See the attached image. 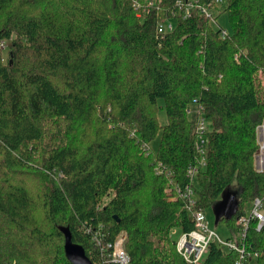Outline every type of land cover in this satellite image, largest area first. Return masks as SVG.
<instances>
[{
  "label": "trees",
  "instance_id": "obj_1",
  "mask_svg": "<svg viewBox=\"0 0 264 264\" xmlns=\"http://www.w3.org/2000/svg\"><path fill=\"white\" fill-rule=\"evenodd\" d=\"M188 1L0 0V264H73L61 227L94 264H120L122 232L127 264H192L188 186L203 211L236 186L228 239L255 199L264 213V0H225L229 32ZM244 235L243 257L211 241L203 264H264V222Z\"/></svg>",
  "mask_w": 264,
  "mask_h": 264
},
{
  "label": "built area",
  "instance_id": "obj_2",
  "mask_svg": "<svg viewBox=\"0 0 264 264\" xmlns=\"http://www.w3.org/2000/svg\"><path fill=\"white\" fill-rule=\"evenodd\" d=\"M225 2V0H213V4ZM179 3H182L181 1ZM198 8L199 11L205 13L207 16L212 17V12L208 9L207 6L201 5L197 0H190L184 4V13L185 15H190L193 9ZM214 8V6L212 7ZM211 13H210V12ZM169 24L167 27L164 25ZM173 25L171 23H164L161 24L159 27V31L163 32L167 29H172ZM223 36L228 34L227 30H223ZM198 126L197 131L199 134L198 140V148L199 152L204 153V145H205V133L209 129V120L205 117L200 116L198 118ZM264 127L261 125L258 128V132ZM261 138H264V135L261 133ZM264 142V141H263ZM264 147V144L262 145ZM258 155V154H257ZM260 156V155H259ZM258 156V158H259ZM264 156V155H263ZM261 158V157H260ZM259 160V159H258ZM260 161V160H259ZM204 162V159L202 160ZM264 163V162H263ZM264 166V165H263ZM191 179L193 180L197 175V168L190 167L188 171ZM183 196L188 198L189 206L191 207L193 212V219L195 221V228L190 232H183L179 235L177 241V250L178 252L184 257L185 261L192 263V264H203V259L205 255L209 251V245L211 241H216L220 245H222L227 251H237L241 254V257L245 254V230L248 226V220L250 217L256 218L259 221V227L262 226L264 222V213L261 210V201L260 199H255L253 202L251 209L247 216H242L239 218L238 223L242 226L241 230L236 234V237L222 240L217 239L216 233L209 228L206 212L201 209H194L196 196L193 193L192 189L188 186L183 191ZM126 234L122 232L118 239L114 241V243L109 244L108 247L111 248V261L120 264H127L130 260V257L125 250L124 243H125ZM118 250V253L115 254V251ZM236 264H240L237 262Z\"/></svg>",
  "mask_w": 264,
  "mask_h": 264
},
{
  "label": "rangeland",
  "instance_id": "obj_3",
  "mask_svg": "<svg viewBox=\"0 0 264 264\" xmlns=\"http://www.w3.org/2000/svg\"><path fill=\"white\" fill-rule=\"evenodd\" d=\"M225 4H226V2H224V1L220 2V3H215L214 8L210 9L211 12H212V17H210V18H211V23L215 27H217V25L219 24L220 26H223L224 28H226L228 30V32H229L230 31V27H229L227 14H223L222 13L223 9H225ZM216 21H217V24H216ZM165 23H171L173 25L174 20L168 19V21H166ZM168 25L169 24H166L164 26L167 27ZM8 45H9V42L2 43L5 59H7V56H8L7 55L8 54V47H9ZM262 80H264V75H263V79ZM189 112H190V116L192 118H194L196 121H198L197 113L199 112V109H198V107L195 104H191L190 105ZM158 116H159V120H160V122L162 124L167 122V115H166V112H165L164 109L159 110ZM209 125H210V123H209ZM261 129L262 130H260L258 132V141H259V144H260L259 152H258V155H256V157H255V163H254L258 169H264V166H263L264 165V163H263L264 162V156H263L264 155V147H262V145L264 144V142H263L264 138L260 137L261 133H262V135H264V127H261ZM158 142H159V137L151 144V146H150L151 149H156V147L158 145ZM258 156H259V158H258ZM234 188H236V186ZM212 207H209L205 211L209 228L217 234L216 235V237L218 236L217 239H222L223 241L227 240L228 238L231 237V232H230V230H229V228L227 226V223L220 222L219 224H215V222H214L215 221V216H214V212H213V208ZM173 232L176 233L175 230ZM96 240H97V243L99 244L98 246L101 248V240H100V238L97 237ZM176 245H177V243H176ZM117 253H118V250L115 251V254H117Z\"/></svg>",
  "mask_w": 264,
  "mask_h": 264
},
{
  "label": "water",
  "instance_id": "obj_4",
  "mask_svg": "<svg viewBox=\"0 0 264 264\" xmlns=\"http://www.w3.org/2000/svg\"><path fill=\"white\" fill-rule=\"evenodd\" d=\"M212 206L215 224H219L222 219H230L236 214L239 207V190L232 187L226 188L222 193L221 199ZM61 230L65 234L64 248L68 259L73 264H94L89 256L86 255L83 245L72 241L73 237L70 228L61 227Z\"/></svg>",
  "mask_w": 264,
  "mask_h": 264
}]
</instances>
